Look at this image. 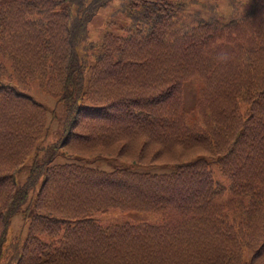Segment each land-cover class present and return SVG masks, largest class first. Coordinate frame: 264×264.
Returning <instances> with one entry per match:
<instances>
[{
	"label": "trees",
	"instance_id": "trees-1",
	"mask_svg": "<svg viewBox=\"0 0 264 264\" xmlns=\"http://www.w3.org/2000/svg\"><path fill=\"white\" fill-rule=\"evenodd\" d=\"M108 1L0 0V73L9 65L24 89L37 81L63 101L53 148L175 169L50 164L54 149L36 145L44 105L0 83V264H264V0H227V11L216 0H118L129 23L89 40ZM192 75L193 115L182 94ZM38 182L25 237L8 236ZM112 208L158 217L90 216Z\"/></svg>",
	"mask_w": 264,
	"mask_h": 264
},
{
	"label": "rangeland",
	"instance_id": "rangeland-1",
	"mask_svg": "<svg viewBox=\"0 0 264 264\" xmlns=\"http://www.w3.org/2000/svg\"><path fill=\"white\" fill-rule=\"evenodd\" d=\"M7 1V0H6ZM207 2H214V0H204ZM219 11H227V0H216ZM215 2V3H216ZM129 16L118 9V0H109L106 4L100 6L95 12L94 16L89 20L88 26V39L96 41L102 31H110L113 33H120L122 27L129 23ZM10 66H6V73H0V83H8L13 85L17 90L25 91L33 96L36 100L41 102L47 114V127L39 135L36 145H49L50 149H54L49 163L71 161L82 165H87L95 168L110 170L114 168H127L137 171L147 172H169L175 169L173 162L155 161V162H132L127 159L118 158L110 155L101 154H83V153H66L61 148H53L54 142L59 138L62 133L63 119L65 115V105L62 100L47 93L42 89L37 81H32L28 89H24L22 85L15 79L9 77ZM199 80L192 77L184 82V108L193 115L191 105L196 96V86ZM187 107V108H186ZM42 151V149L40 150ZM33 159V153L21 162L19 169L14 173L16 184L23 182L25 176L28 174L29 167ZM211 168L213 169V176L216 179L222 180L223 175L217 170L214 161H210ZM39 182L28 190L27 199L23 202L18 209L10 216L8 226V236H18L24 238L26 235V220L29 215L35 211L34 196ZM91 217L95 218L101 224L121 222V221H156L158 215L147 211H134V210H119L109 209L108 211H92ZM249 253L247 252V257Z\"/></svg>",
	"mask_w": 264,
	"mask_h": 264
}]
</instances>
